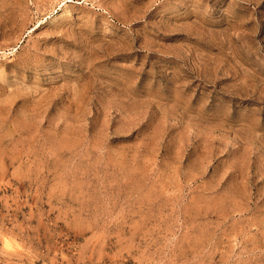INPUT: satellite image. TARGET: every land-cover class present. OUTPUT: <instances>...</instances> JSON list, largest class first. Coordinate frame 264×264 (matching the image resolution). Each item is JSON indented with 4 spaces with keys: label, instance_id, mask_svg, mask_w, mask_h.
Instances as JSON below:
<instances>
[{
    "label": "rangeland",
    "instance_id": "obj_1",
    "mask_svg": "<svg viewBox=\"0 0 264 264\" xmlns=\"http://www.w3.org/2000/svg\"><path fill=\"white\" fill-rule=\"evenodd\" d=\"M0 264H264V0H0Z\"/></svg>",
    "mask_w": 264,
    "mask_h": 264
}]
</instances>
